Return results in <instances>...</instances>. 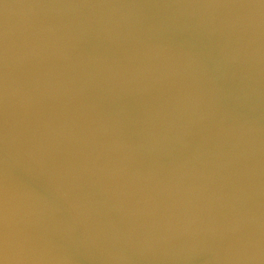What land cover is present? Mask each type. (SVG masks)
I'll list each match as a JSON object with an SVG mask.
<instances>
[{
	"label": "water",
	"instance_id": "water-1",
	"mask_svg": "<svg viewBox=\"0 0 264 264\" xmlns=\"http://www.w3.org/2000/svg\"><path fill=\"white\" fill-rule=\"evenodd\" d=\"M0 264H264V0H0Z\"/></svg>",
	"mask_w": 264,
	"mask_h": 264
}]
</instances>
